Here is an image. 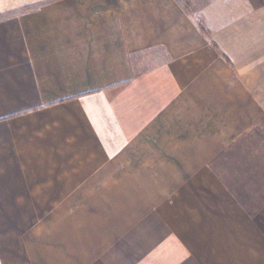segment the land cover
<instances>
[{
  "label": "crops",
  "instance_id": "obj_1",
  "mask_svg": "<svg viewBox=\"0 0 264 264\" xmlns=\"http://www.w3.org/2000/svg\"><path fill=\"white\" fill-rule=\"evenodd\" d=\"M0 264H264V0H0Z\"/></svg>",
  "mask_w": 264,
  "mask_h": 264
},
{
  "label": "rangeland",
  "instance_id": "obj_2",
  "mask_svg": "<svg viewBox=\"0 0 264 264\" xmlns=\"http://www.w3.org/2000/svg\"><path fill=\"white\" fill-rule=\"evenodd\" d=\"M187 1H190L191 4H194V3L195 4H204L209 0H187Z\"/></svg>",
  "mask_w": 264,
  "mask_h": 264
}]
</instances>
